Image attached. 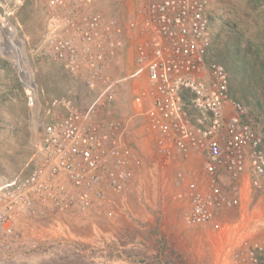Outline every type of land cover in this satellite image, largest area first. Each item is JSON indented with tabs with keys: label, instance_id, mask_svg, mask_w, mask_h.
Instances as JSON below:
<instances>
[{
	"label": "built area",
	"instance_id": "2783aa9c",
	"mask_svg": "<svg viewBox=\"0 0 264 264\" xmlns=\"http://www.w3.org/2000/svg\"><path fill=\"white\" fill-rule=\"evenodd\" d=\"M209 3L138 0L123 22L97 10L95 0H50L48 52L90 99L51 101L30 173L0 185V244L17 239L31 215L109 214L133 193L142 159L112 109L131 41L132 77L141 80L133 105L158 152L183 163L177 178L186 183L178 194L189 204L186 223L220 229L222 218L243 222L245 195L264 199V136L231 94L225 65L210 57ZM234 245L239 264H264V237Z\"/></svg>",
	"mask_w": 264,
	"mask_h": 264
},
{
	"label": "rangeland",
	"instance_id": "374dc122",
	"mask_svg": "<svg viewBox=\"0 0 264 264\" xmlns=\"http://www.w3.org/2000/svg\"><path fill=\"white\" fill-rule=\"evenodd\" d=\"M137 1L95 3L97 10L106 9L109 17L128 22ZM49 2L0 0V21L17 30L27 63L21 61L30 71L39 104L37 115L33 116L27 79L0 51V185L30 173L35 145L41 127L52 116L54 98L72 97L80 104L90 99L85 86L48 52ZM209 2L210 57L225 65L231 94L244 104L251 122L264 136V0ZM0 43L9 51L6 54L17 57L15 40L6 29L0 30ZM136 44L131 41L126 49V82L112 103L113 112L127 125L142 159L133 193L121 197L109 214L76 211L66 216L27 217L20 236L0 244V264H239L234 259L239 246L234 242L264 237V199L250 192L245 195L240 212L243 222L227 225L228 221L222 218L220 229L186 223L189 204L178 195L186 183L177 178L178 172L184 170L183 163L168 162L158 152L155 136L133 105L141 84L140 79L132 77L137 68Z\"/></svg>",
	"mask_w": 264,
	"mask_h": 264
},
{
	"label": "bare ground",
	"instance_id": "6f19581e",
	"mask_svg": "<svg viewBox=\"0 0 264 264\" xmlns=\"http://www.w3.org/2000/svg\"><path fill=\"white\" fill-rule=\"evenodd\" d=\"M0 30L2 31H5V28H4V26L2 25V24H0ZM7 30V29H6ZM14 38V40H18V36H17V34L16 33H12V39ZM15 38H17V39H15ZM16 43V42H15ZM0 51H1V53H2V55L6 58V59H8V60H12L13 61V63H14V65H15V67H16V69L19 71V73L21 74V76L23 77V79L24 80H26L27 79V85H28V87L32 90V92H31V90H28V92L31 94V96H32V103H33V106H34V108H33V116H35V115H37V111H38V109H39V104H38V100H37V96H36V89H35V86H34V84H33V81H32V78H31V76H30V71H29V69L26 67V65H24L23 64V61H21V57L19 56V59L17 60L16 58H18V57H14L13 55H9V54H6L5 52V50H4V47L2 48V46H1V43H0ZM24 62H26L27 63V61H25L24 60ZM33 121V120H32ZM35 124V123H34ZM33 130H34V133H35V136H37V128L33 125ZM224 256V254H222V256L221 257H223ZM223 261V260H222ZM224 262V261H223ZM222 263V262H221ZM224 264H230V262H225Z\"/></svg>",
	"mask_w": 264,
	"mask_h": 264
},
{
	"label": "water",
	"instance_id": "95a60500",
	"mask_svg": "<svg viewBox=\"0 0 264 264\" xmlns=\"http://www.w3.org/2000/svg\"><path fill=\"white\" fill-rule=\"evenodd\" d=\"M0 24H2L3 26H4V28L5 29H7V33H8V35L11 37L12 36V33H16L17 34V30L14 28V27H9L8 26V24L7 23H5V22H2V21H0ZM15 39H17V38H15ZM15 42H16V49H15V54H16V56L18 57V56H20L22 59H24V60H26V58L24 57V49H23V44L21 43V41L19 40V38H18V40H15ZM7 51V50H6ZM8 53H9V51H7ZM6 53V52H5ZM16 69V68H15ZM17 70V69H16ZM18 71V70H17ZM19 72V71H18ZM20 74V73H19ZM34 84V83H33ZM23 86L24 87H27L26 86V84H25V82H23ZM34 86H35V84H34Z\"/></svg>",
	"mask_w": 264,
	"mask_h": 264
}]
</instances>
